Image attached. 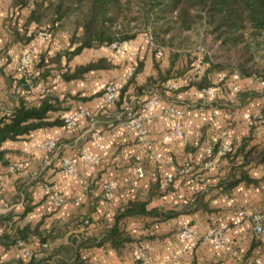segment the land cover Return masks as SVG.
Listing matches in <instances>:
<instances>
[{
    "label": "crops",
    "instance_id": "1",
    "mask_svg": "<svg viewBox=\"0 0 264 264\" xmlns=\"http://www.w3.org/2000/svg\"><path fill=\"white\" fill-rule=\"evenodd\" d=\"M32 7L33 0H0V115L9 114L21 103L38 104L45 93L51 92L62 106L71 110L86 108L97 117L94 122L81 119L74 129L63 124L46 126L3 142L1 148L6 151L9 165L24 161L25 167L13 173L0 161V217L7 218L9 233L26 227L27 238L13 244L0 243V264L27 262L30 258L26 250L32 252L38 264H133L143 241L149 245L147 264H257L258 259L264 264V232L255 229L257 217L264 221V162L257 158L245 161L242 154L231 161L217 153L219 143L231 140L238 147L248 135L252 138L247 148L264 146V127L252 130L250 123L264 107L262 85L252 77L237 79L250 91L245 99L218 86L201 110V90L191 82L204 74L205 66L195 60L185 62V70H178L180 64L164 47L166 56H157L147 48L143 34L129 39L132 46L122 55L103 45L86 47L72 56L68 63L71 68L100 58L108 62V67L91 70L81 78L61 79L54 71L56 77L51 78L43 68L24 74L16 64L23 52L36 47L49 59L73 48L71 34L82 32L81 27L62 22L47 40L37 34L25 40L24 31L39 32L48 25L38 26L34 21L27 24ZM133 54L143 64L124 85L128 98L123 109L106 112L104 107L114 104L106 105L104 94H95L106 83L124 79ZM62 63L66 64L64 57ZM40 72L44 73L37 76ZM223 75L209 76L218 84ZM150 79L155 82L145 88ZM153 91L160 94L161 102L142 134L124 121L131 116L129 112L144 114V103ZM257 91L261 94H255ZM171 106L183 108L186 113L166 114ZM66 112L53 111L51 119L62 118ZM47 138L58 141L55 150L40 148ZM209 146L215 149L212 166H207ZM85 152L100 158L95 170L85 159ZM65 157L76 163V175L61 171ZM137 165L144 168L145 175L134 183ZM241 172H246L249 180L241 179ZM166 176H172V180L162 187ZM110 181H115L117 188L108 199L105 184ZM57 195L65 198L60 206L54 204ZM131 201L145 203L147 209L157 212L117 220ZM186 223L194 225L200 235L227 224L229 243L219 248L211 241H200L193 249L183 251L179 231ZM115 224L119 231L116 238L121 240L117 245L109 235ZM46 234L47 242L41 240Z\"/></svg>",
    "mask_w": 264,
    "mask_h": 264
},
{
    "label": "trees",
    "instance_id": "2",
    "mask_svg": "<svg viewBox=\"0 0 264 264\" xmlns=\"http://www.w3.org/2000/svg\"><path fill=\"white\" fill-rule=\"evenodd\" d=\"M130 1L131 0H33V7L27 24L33 21L37 23L38 26L43 23H48L45 29L50 31V37L56 33L58 26L61 25L62 22H69L75 28H82L81 34H77V32L74 31L70 36V46L72 47L75 44L73 48L59 51L55 55L48 57L49 59H46L45 53H39L35 58L33 68L39 71L43 68L47 71L48 75H52L51 78L56 77V74L54 75L53 73L54 71L60 74L61 79L72 80L83 77L85 73L91 70L108 67V62L105 58L89 61L85 64L77 65L74 68H71L68 63L72 56L81 52L86 47L109 45L113 41L122 38L133 39L136 36L135 33L127 34L122 25L120 28L116 26L120 18L122 19L125 14V4L127 5ZM139 1L142 3L143 11L146 12L148 16H153L155 18L154 22H156L157 25L158 21L161 20L163 23L169 16L173 17L174 22L178 23L183 29H190L197 21L202 20L209 26L210 31L215 34L216 39L221 40L222 44L225 46L245 43L246 46H244V48H250V41L252 38H264V0ZM19 2L26 3V0H19ZM24 29L27 30L26 27ZM167 29H169L168 26ZM167 29L164 32L168 31ZM246 30L249 31L248 34L245 32ZM28 31H24L23 33V39L25 40L33 39L37 34L36 30L29 34ZM153 35L158 45L163 47L155 33H153ZM63 57L66 59V64L62 63ZM199 60L200 64L205 66L204 74L195 78V80L191 82V85L201 90V96L198 101L200 103L204 102L205 106H207L208 103L205 101L206 97L202 93V89L208 86H213L214 91L218 89V86L222 89H227L228 93L233 94L237 98L240 97L245 99L250 97V91L247 89L245 90L242 85H240L238 90L233 89V84L237 81L234 77L235 72L239 74V77H252L256 79L262 85V94L261 91H257L255 94H264V74L256 67L247 66L240 60L236 67L237 69L229 70L225 68V65H222L220 62H215L208 56L205 58L202 57V59ZM142 64V62H138V67L131 79L135 77ZM43 73L44 72H40L37 76ZM211 73H224L223 79L216 84L209 76ZM47 74L43 75V77H46ZM167 77L170 76H166L165 79ZM23 81L25 82L24 78ZM154 82V80L150 79L146 83L145 88L152 85ZM106 84L102 90L96 92L95 95L104 94L105 96ZM160 86L164 89V86ZM127 91L128 89L124 86L121 90L120 98L114 103V108L110 106L104 107L106 112L122 110L123 102L128 98ZM58 110L73 111L69 106H62L59 100L55 98L51 92H48L40 98L38 104L26 105L25 103H21L10 111L9 114L0 115V161L3 164L9 165L8 161L5 159L6 151L1 148L5 140L19 139L21 136L41 127L63 124V118L61 117L51 119L52 112ZM260 112L264 113V107ZM94 116L97 117L95 114ZM83 119L91 121L89 117ZM257 127L263 128L264 124L261 122L257 123L253 125L252 130H255ZM251 138L252 135L243 137V143L238 147L235 145L234 150L227 153L226 156H228L231 161H236V158L242 154L245 157V161L257 158L258 161L264 162V146L260 147L259 144H255L247 148L248 139ZM249 178L246 172H241V179L249 180ZM145 205V203L138 201L129 202L124 210L117 216V220L127 215L139 213L154 214L157 212L155 209H147ZM168 214L167 212L165 215ZM6 220V217H0V226L3 227V232L0 234V243L13 244L18 241H25L27 238L26 227L16 229L15 232L9 233ZM109 232L110 238L113 240L112 243L117 245L121 241L116 238L119 236L117 225L115 224ZM48 236L49 234H46L41 240L47 242ZM18 264H38V261H36L34 257H31L27 262L19 260Z\"/></svg>",
    "mask_w": 264,
    "mask_h": 264
},
{
    "label": "built area",
    "instance_id": "3",
    "mask_svg": "<svg viewBox=\"0 0 264 264\" xmlns=\"http://www.w3.org/2000/svg\"><path fill=\"white\" fill-rule=\"evenodd\" d=\"M37 35L39 38L42 40H47L50 38V31L49 30H40L37 32ZM143 39L146 42L147 48L153 52L157 56H163L164 55V50L163 47L159 46L157 41L155 40V37L153 33L149 30L146 31L143 35ZM109 46L114 50V52L117 55H122L124 52L132 46L131 42L129 39H120V40H115L112 43L109 44ZM39 50L36 47H31L30 49L26 50L23 52L20 57L16 60V64L18 68L24 73V74H30L31 71L33 70L34 66V61L35 58L38 56ZM130 65L128 67V70L126 72V75L123 80L118 81V82H109L105 86V104L106 105H112L114 104L121 93V90L123 89L124 85L127 83V81L132 77V75L135 73L137 67H138V60H137V55L133 54L130 56ZM2 62V58L0 57V64ZM235 79H239V74L235 72L234 74ZM223 79V76L221 77L220 80ZM176 84L171 83V87H175ZM240 88L239 83L236 81L233 84V89L238 90ZM214 91L213 86H208L202 89V93L206 97L205 101H209L210 97L212 96ZM161 102V96L157 91H153L150 97L145 101L144 103V114L140 115H132V112H129L128 120L124 121L126 125H134L140 133L145 132V123L152 118L155 114V109L157 106H159ZM205 107L204 102L199 104V109L203 110ZM165 113L168 115L176 114V115H183L186 113V110L183 108H178L177 106H171L166 108ZM85 117H89L91 119V122L95 121V116L94 113L86 108H79L73 111H68L63 115V124L65 128L67 129H72L76 127L79 123V121ZM257 122H261L264 124V113L260 112L258 114H255L254 116L251 117V124H256ZM175 131L177 133L180 132L179 126H176ZM225 136H227L226 132L224 133ZM235 144L229 140L225 141L222 143L218 144V149L217 153L221 155H226L227 153L231 152L234 150ZM58 147V141L54 138H47L45 139L41 144L40 148L46 152H50L55 150ZM214 147L209 146L206 148V153L209 156V159L207 161V166H212L214 163V159L212 158V155L214 154ZM161 156V154H159ZM85 159L90 161V167L92 170H95L98 165L100 158L95 155L93 152H85L84 154ZM25 167V162L24 161H14L12 162L8 168L9 171L11 172H17ZM77 165L74 162L72 158L65 157L62 160L61 163V171L65 175H76L77 174ZM189 170V167L186 168V171ZM134 172L136 174V179L134 180V183H137V180L140 178H143L145 175L144 168L141 165H137L134 168ZM201 176H197V178H200ZM172 180V176H166L162 182L161 186L165 187L170 181ZM2 187V182L0 179V189ZM117 188V184L115 181H110L105 184V196L106 198L110 199L113 194L115 189ZM65 198L63 195H57L54 198V204L56 206H60L64 203ZM243 215V213H241ZM239 221V219H238ZM256 232L257 233H263L264 232V221L261 216L257 217L256 220V226H255ZM230 230V227L226 224L216 226L211 228L208 232H206L203 235H200L195 226L189 223L183 224L180 228L179 231V236L183 240V246L182 250L183 251H188L190 249H193L194 247L197 246V244L200 241H211L213 242L214 245H216L219 248L227 246L229 243V238H228V233ZM3 232V227L0 226V234ZM149 245L146 241L141 242L139 245L138 249V259L135 263L133 264H147L149 262ZM25 254L27 257L31 258L32 257V252L30 250H26ZM257 264H262L261 260L256 261Z\"/></svg>",
    "mask_w": 264,
    "mask_h": 264
},
{
    "label": "rangeland",
    "instance_id": "4",
    "mask_svg": "<svg viewBox=\"0 0 264 264\" xmlns=\"http://www.w3.org/2000/svg\"><path fill=\"white\" fill-rule=\"evenodd\" d=\"M154 19L153 16H148L143 11L142 3L139 0H131L127 5L125 4V14L116 26L120 28L122 25L127 34L144 35L146 31L151 30L165 48V52L168 51L170 57H173L180 64L178 70H185V62L190 64L196 60L198 63L199 59L208 56L215 62L225 65V68L229 70L237 69L236 67L242 60L245 65L254 66L264 74L263 37L252 38L250 48H244L245 43L225 46L221 40L216 39L215 34L210 31L205 21L199 20L192 28L183 29L174 22L173 17L169 16L163 23L161 20L158 21V25ZM166 29L168 31L164 32ZM245 32L249 33L247 30Z\"/></svg>",
    "mask_w": 264,
    "mask_h": 264
}]
</instances>
